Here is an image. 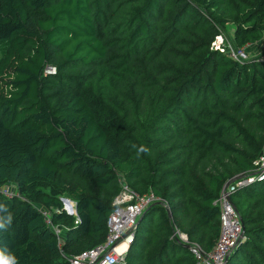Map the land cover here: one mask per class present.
I'll list each match as a JSON object with an SVG mask.
<instances>
[{
	"label": "trees",
	"instance_id": "1",
	"mask_svg": "<svg viewBox=\"0 0 264 264\" xmlns=\"http://www.w3.org/2000/svg\"><path fill=\"white\" fill-rule=\"evenodd\" d=\"M228 27L236 48L264 42V0H0V259L69 264L103 243L122 182L162 200L125 264H195L175 228L213 250L215 202L264 155V47L213 50ZM232 201L228 264H264V181Z\"/></svg>",
	"mask_w": 264,
	"mask_h": 264
},
{
	"label": "built area",
	"instance_id": "2",
	"mask_svg": "<svg viewBox=\"0 0 264 264\" xmlns=\"http://www.w3.org/2000/svg\"><path fill=\"white\" fill-rule=\"evenodd\" d=\"M212 49L229 55L230 58L240 63L251 59L246 48H236L223 35L216 37ZM56 72L55 67H47L45 70L47 76L55 75ZM262 181H264V155L255 162L252 175L239 179L229 186H224L219 199L215 202L220 208L221 230L213 250L207 252L200 244L190 241L187 234L175 228L172 237L188 246L196 260L195 264H227L232 252L244 240V225L233 204L232 197L240 188ZM8 188L4 189V195L16 194ZM161 202L162 200L153 194L141 195L122 182L121 192L115 199L114 210L107 221L106 240L92 249L70 257L69 264H125L128 250L135 240L139 220L146 210ZM62 203L63 210L68 215L77 216L76 204L72 200L64 198ZM42 214L56 235H60L59 228L52 225L51 213L42 210ZM75 223L78 224V220ZM59 247H61V240H59Z\"/></svg>",
	"mask_w": 264,
	"mask_h": 264
},
{
	"label": "clouds",
	"instance_id": "3",
	"mask_svg": "<svg viewBox=\"0 0 264 264\" xmlns=\"http://www.w3.org/2000/svg\"><path fill=\"white\" fill-rule=\"evenodd\" d=\"M132 148L136 149V155L140 156L141 154H147L150 152V149H148L145 145L141 144L139 146L132 144ZM11 223V217L9 216L6 223H0V228H5L6 224ZM0 264H17L16 259L12 257L9 260L0 259Z\"/></svg>",
	"mask_w": 264,
	"mask_h": 264
},
{
	"label": "crops",
	"instance_id": "4",
	"mask_svg": "<svg viewBox=\"0 0 264 264\" xmlns=\"http://www.w3.org/2000/svg\"><path fill=\"white\" fill-rule=\"evenodd\" d=\"M247 51H253L255 53V57L253 58H256L257 56H259L262 51H263V42L260 43V44H256V45H253V46H249V47H246Z\"/></svg>",
	"mask_w": 264,
	"mask_h": 264
},
{
	"label": "rangeland",
	"instance_id": "5",
	"mask_svg": "<svg viewBox=\"0 0 264 264\" xmlns=\"http://www.w3.org/2000/svg\"><path fill=\"white\" fill-rule=\"evenodd\" d=\"M225 34H228V35H230L228 38H226V36L222 33V34H220V35H223L226 39H229L231 42L233 41L232 39H231V34H232V29L230 28V27H228L227 28V30L225 31ZM220 35H218V36H220ZM217 36V37H218ZM233 43V42H232ZM213 44V43H212ZM247 53L249 54V57L252 59L253 57H255V53L253 52V51H247ZM244 178H246V177H244ZM244 178H241V179H244ZM10 191L12 190L13 191V189H10V187L8 188ZM244 242V240L241 242V243H243ZM227 264H228V262H227Z\"/></svg>",
	"mask_w": 264,
	"mask_h": 264
},
{
	"label": "water",
	"instance_id": "6",
	"mask_svg": "<svg viewBox=\"0 0 264 264\" xmlns=\"http://www.w3.org/2000/svg\"><path fill=\"white\" fill-rule=\"evenodd\" d=\"M263 47H264V42H263ZM236 180V178L235 179H233L232 181H230V182H228L227 183V186H229L233 181H235ZM169 217L170 218H172V214H171V212L169 211ZM142 219H143V217L139 220V223L142 221ZM244 236V235H243ZM187 248H188V246H187Z\"/></svg>",
	"mask_w": 264,
	"mask_h": 264
}]
</instances>
